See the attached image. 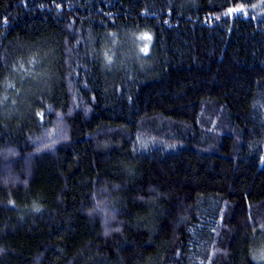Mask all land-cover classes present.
<instances>
[{"label":"trees","instance_id":"obj_1","mask_svg":"<svg viewBox=\"0 0 264 264\" xmlns=\"http://www.w3.org/2000/svg\"><path fill=\"white\" fill-rule=\"evenodd\" d=\"M263 234L264 0H0V264H264Z\"/></svg>","mask_w":264,"mask_h":264},{"label":"rangeland","instance_id":"obj_2","mask_svg":"<svg viewBox=\"0 0 264 264\" xmlns=\"http://www.w3.org/2000/svg\"><path fill=\"white\" fill-rule=\"evenodd\" d=\"M61 132L62 131L59 132V130H58L55 135H58V136L60 135L61 136ZM50 135H51L50 131H48L45 134V136L43 138V141L44 142L47 141L46 142V146L44 144V146L42 145L41 148L47 149V148H49V146L51 144H54V142H56L54 139H52L53 136L50 137ZM62 136H63V134H62ZM254 256H255L256 261H258L259 263H264V234L261 237H259L258 239H256V241H255Z\"/></svg>","mask_w":264,"mask_h":264}]
</instances>
